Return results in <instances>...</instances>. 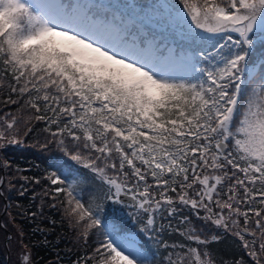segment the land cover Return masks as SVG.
<instances>
[{"label":"snow or ice","instance_id":"obj_1","mask_svg":"<svg viewBox=\"0 0 264 264\" xmlns=\"http://www.w3.org/2000/svg\"><path fill=\"white\" fill-rule=\"evenodd\" d=\"M0 216L10 264H264V0H0Z\"/></svg>","mask_w":264,"mask_h":264},{"label":"trees","instance_id":"obj_2","mask_svg":"<svg viewBox=\"0 0 264 264\" xmlns=\"http://www.w3.org/2000/svg\"><path fill=\"white\" fill-rule=\"evenodd\" d=\"M36 152L35 149H21L20 153L18 155V159L19 162L21 163V165L23 166H27V162L29 161H33L34 160V156L32 155V153ZM36 163H39L38 160L35 161ZM41 256H46L50 259H54L55 256L53 253H49V252H41L40 253ZM37 259H39V257H37ZM0 264H6V262L2 259V256L0 255Z\"/></svg>","mask_w":264,"mask_h":264},{"label":"rangeland","instance_id":"obj_3","mask_svg":"<svg viewBox=\"0 0 264 264\" xmlns=\"http://www.w3.org/2000/svg\"><path fill=\"white\" fill-rule=\"evenodd\" d=\"M2 219L3 217L0 216V220ZM3 241H4V232L0 230V255L2 256V259L6 262V264H10L9 254L5 251V245Z\"/></svg>","mask_w":264,"mask_h":264}]
</instances>
